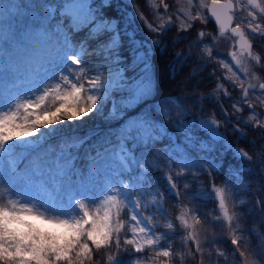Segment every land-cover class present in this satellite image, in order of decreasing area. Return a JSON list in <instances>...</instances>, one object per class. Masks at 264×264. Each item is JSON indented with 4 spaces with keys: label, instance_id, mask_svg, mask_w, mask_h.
I'll return each instance as SVG.
<instances>
[{
    "label": "snow or ice",
    "instance_id": "obj_1",
    "mask_svg": "<svg viewBox=\"0 0 264 264\" xmlns=\"http://www.w3.org/2000/svg\"><path fill=\"white\" fill-rule=\"evenodd\" d=\"M188 2L193 4V0ZM128 3L132 5L133 0ZM160 3L167 12L168 4L164 0ZM247 3L264 16V6L258 0ZM111 6V0H39L25 9L23 19H18L20 4L12 0L0 3V264H93L101 252H106L107 264H121L120 257L125 253L155 249L163 236L155 231L159 225L154 217L164 214L166 193L148 173L158 170L161 160L165 162L167 195L177 199L187 195L178 190L181 177L190 173L195 179L207 174L211 193L232 231L237 214L230 215L227 207L235 187L231 181L234 178L243 183L241 173L248 169H236L232 161L209 155L224 139L219 131L222 122L214 114L210 119H186L187 112L176 97L169 95L166 101L176 103L180 109V118L171 121L168 111L161 112L160 102L154 99L159 82L153 48L159 50L160 38L172 25V19L165 21L157 15L160 23L154 26L139 16L158 36L149 44L137 39L135 32L121 29L118 20L105 12ZM204 7L223 35L233 21L232 0H210V4L200 0L199 5H194L195 16L189 14L190 20L203 21L205 14L199 9ZM13 8L17 10L15 15ZM190 20H182L179 30L188 31L192 27ZM231 34L237 38L241 56L246 53L253 67L264 66L262 56L253 54L249 38V34L264 37V21L258 22L257 15L248 12L231 28ZM208 36L205 31L198 33L201 40ZM211 40L214 42L216 37ZM205 50L208 59L203 63L207 64L215 58L207 44ZM190 55L175 53L174 67L178 72ZM229 55L240 64L235 51ZM252 79H257L255 73ZM232 83L242 89V96L241 101L232 104L231 114L243 110L241 102L250 109L256 106L249 100L250 91L258 93L259 105L264 106V82L258 84V89L254 83L244 87L239 77ZM223 87L221 83L216 85L217 89ZM223 111L225 117L230 115L226 109ZM93 115L101 116L107 127H98L91 136L76 140L65 138L58 146L49 143L66 122L72 124ZM169 121L180 133L179 142L168 132ZM237 121L233 130L243 136L239 117ZM244 123L264 129V119L256 114ZM203 131L210 134V141L201 138ZM92 136L96 139L88 144ZM157 143L162 147L156 148ZM85 144L89 150L81 159L79 149ZM222 147L231 152L233 161H253V156L243 149H233L230 144ZM193 150L201 153L199 159L191 157ZM222 169L223 186H217L213 173ZM260 172L264 174V160ZM146 193L152 195L156 207L147 216ZM210 198V193L199 190L192 194V199ZM256 206L264 219V199L258 198ZM125 209L127 220L121 217ZM187 215L185 207L177 217L181 226L189 229L185 244L195 245V251L186 255L201 254L203 264L204 246L185 218ZM192 219L200 223L195 215ZM30 221H40L63 232L42 231ZM164 227L175 229L172 222ZM231 245L233 256H239L237 264H264V247L254 249L247 237L232 234ZM184 255L175 252L171 244L156 251V257L166 258L161 264H169L174 256H180L183 264ZM216 255L225 253L217 251Z\"/></svg>",
    "mask_w": 264,
    "mask_h": 264
},
{
    "label": "trees",
    "instance_id": "obj_2",
    "mask_svg": "<svg viewBox=\"0 0 264 264\" xmlns=\"http://www.w3.org/2000/svg\"><path fill=\"white\" fill-rule=\"evenodd\" d=\"M139 4H142V0H136ZM8 0H0V3H7ZM13 3H18L21 5L19 11L20 16L18 19L24 18V12L30 4H36L39 0H12ZM122 0H111L112 6L110 8L105 9V12L110 17H117L119 22V27L121 29L133 28L136 31V38L142 40V33L139 29L133 24V20L131 18L128 19L126 11L121 5ZM13 14L15 15L16 9L13 8ZM139 31V32H138ZM125 40V47L127 45V38L123 37ZM171 49V48H170ZM171 52V53H170ZM207 60L205 57V53L201 51H196L193 53V59L190 62H187L184 65L182 71H176L175 74L172 75V66H174L175 62H172V51L162 52L159 57L153 56V64L154 70L159 82V87L155 96V100L160 102V110L163 112V109H166L171 117V121H176L178 112L180 109L176 107L175 104L166 101V97L172 95L177 98V103L182 106H187V108L192 112L194 116H213L222 122V126L220 127L226 134L228 141L231 145L243 149L247 151L250 155L253 156V161L249 162L244 159L240 160H232L231 152H228L226 149L222 153L216 150L209 155L216 156L217 159H224L227 161H232L233 167L238 169L243 167L248 169V171L243 172L246 173L250 178V183L247 188H243L241 190L242 193L246 194L249 197V201L238 204L237 202L233 204L230 208L231 213H236V217L234 218V225H236V233L242 232L243 235L246 234L250 236L249 242L254 247V249L259 250L264 247V219H262V214L257 210L256 200L264 199V174L260 172V164L261 161L264 160V156H260V153L264 152V129L253 128L251 124H245L239 122V127L241 131L244 133L243 136L240 135L239 132H235L233 128H228L225 126V118L224 111L221 112V109H227L230 113V117H232L233 111L227 106V101L224 98H221V104L216 103L212 99V94L214 92V82L217 80V76L219 75L218 71H212L215 67L213 62L204 64L203 61ZM264 65V63H263ZM175 68V67H174ZM264 79V66L256 67ZM218 70L217 68H214ZM191 73V75H190ZM228 89L231 92H235L230 86ZM235 96H238L237 93H233ZM199 97V99H197ZM259 106V105H257ZM183 108V107H182ZM202 108V111H201ZM168 125V132L170 134L175 133L177 136V140L179 142L180 136L179 132H177L172 126L171 122H166ZM238 123V121H237ZM254 123V121H253ZM93 130H96L98 127H93ZM101 129V128H100ZM85 129L76 128V129H67L64 134V138H72L73 140L83 138L85 133ZM201 137L206 136V132L203 131L200 133ZM60 135H55L49 140V143L53 145H59L61 143ZM165 142H167V138H165ZM156 148L162 147L160 143L155 145ZM192 158L199 159L201 153L193 150L190 152ZM151 159V157H149ZM164 161L161 160L159 169H153L148 175L152 177L163 189L166 193L165 203L166 207L171 214V218L173 220L172 223L175 225V229L172 231L167 230L164 225L167 223L166 220L162 216L156 215L154 217L155 221L158 223L159 227L156 229L166 236V241L172 245V248L177 253H184L183 256V264H200L201 262V254H195L193 256L186 255L189 251H195V245L191 242L185 244L184 237L187 235L189 229H185L181 226L180 221L177 219L178 216L181 215L182 209L188 211V215L185 217L189 222L193 223L194 230H204L208 233V235L214 239L215 241L219 240L222 236H227L224 233V227L222 224L223 219L218 216V212L210 205V201L214 200V193H211V188L209 184L210 178L207 174H201L195 179H193L190 173L180 178L179 183V191L187 193V195L181 196L177 199L174 195H167L168 185L164 174ZM173 169L175 170V165H173ZM216 176V184L220 186L223 183V169L220 173H213ZM185 184H187V188H185ZM260 187L261 190L257 191V187ZM203 191L205 193H210V199H192V194L196 191ZM145 199L148 204V214L154 212L151 201L147 197V193L145 194ZM102 212V209H101ZM127 212L124 211L121 213L122 219L127 220L128 216ZM147 214V215H148ZM200 221V223H195L192 219V216ZM37 226V225H36ZM39 227V226H37ZM42 231H50L47 229H42ZM57 234L63 232L55 231ZM130 236L131 234L128 233ZM217 249L219 247H214V254L217 253ZM207 252L203 250L202 259L203 264H218L214 259H210L211 250L205 249ZM157 249H146V257L149 258L156 254ZM134 255L135 253H125L120 257L121 264H134ZM93 264H107V254L106 252H101L96 255ZM171 264H181V257L174 256L171 259Z\"/></svg>",
    "mask_w": 264,
    "mask_h": 264
},
{
    "label": "rangeland",
    "instance_id": "obj_3",
    "mask_svg": "<svg viewBox=\"0 0 264 264\" xmlns=\"http://www.w3.org/2000/svg\"><path fill=\"white\" fill-rule=\"evenodd\" d=\"M98 1V0H97ZM126 2H128V0H125ZM180 1H185V0H180ZM205 3V2H204ZM184 4H185V2H184ZM200 4V0H193V4H189V2H188V5L186 6V7H182V10H185V11H183L185 14H186V10H189V11H192V8H193V10H195L194 12H195V14H196V9L194 8V5H199ZM189 7H192V8H189ZM200 11H202L203 10V8L202 9H199ZM191 12H188V14H190ZM191 15L193 16V13H191ZM230 52H233V51H229V53ZM229 53H227L228 54V60L226 61V60H223V63L225 64V65H227L226 67H225V69H226V72L224 73V81L223 80H220V81H218L217 83H221V84H223L224 85V87L223 88H220V89H217L216 87H215V92H214V94H213V96L216 98L215 99V101L217 102V100L219 99V97L221 96V95H223V94H225V82H229V83H231L232 85H234L233 83H232V81L233 80H236V78L237 77H239L240 78V80H242L243 81V83H244V80H245V83H244V87H248V85L250 84V83H253V79H252V74L254 73L253 71H252V65H251V62L250 61H248V60H245V59H243L242 57H241V54L240 53H238V52H236L237 53V58L238 59H240V64H237L236 63V61H234V60H232V58H231V56L229 55ZM246 70H247V74H246ZM233 73H235V75H233ZM227 78V79H226ZM254 84H256V87H257V83H254ZM217 85V84H216ZM238 90H240V88L238 87ZM241 95H242V93H241ZM228 96V95H227ZM226 96V97H227ZM258 93H256V94H254V93H252L251 91H250V95H249V100H251V101H253V102H256V103H259V100H258ZM229 102H230V100L229 99H227ZM240 99L239 98H237L233 103H236V102H238ZM232 103V104H233ZM244 104V103H243ZM245 105H247V104H245ZM231 107V106H230ZM264 107V106H263ZM232 108V107H231ZM186 111V110H185ZM107 113H108V108H105L104 109V115H107ZM253 114H256V116H257V118H259V119H264V115L263 114H261V112H260V110H258V108H256V107H254L253 109H250L249 108V110H246V112H245V114H244V116H243V118H242V121L244 122L245 120H247L249 117H251V116H253ZM180 117H178V119H179ZM191 118H193V116H191V117H189V118H186V119H191ZM199 118H203V119H210V118H206V117H199ZM228 120H229V118H228ZM91 121H93V122H97V123H99V124H101V125H106L105 124V122H104V120H103V118L101 117V116H99V115H93V116H88V117H84L82 120H80V121H73L72 122V124H83V123H85V126H89L90 124H91ZM68 124H67V122L65 123V126H63V127H66ZM63 127H59V129L60 128H63ZM219 131L223 134V137H224V139L222 140V141H220V144H219V146H218V148L220 149V150H222L223 149V147H222V145H228L229 144V142L227 141V139H226V137H225V135H224V133L219 129ZM179 135H180V133H179ZM210 135V134H209ZM211 138V137H210ZM96 139V137L94 138V139H92V140H90V141H88V144H91L92 143V141L93 140H95ZM88 144H85L82 148H80L79 149V154H80V157L82 156V157H84V155L88 152ZM234 148V147H233ZM234 149H236V148H234ZM73 151L75 152L76 151V149H73ZM241 181L243 182V183H240V182H237L234 178L232 179V181H231V183L233 184V185H239V186H241V185H244V184H248V181H247V179L242 175V173H241ZM159 186V185H158ZM223 186V185H222ZM160 187V186H159ZM161 188V187H160ZM233 191H234V189H232ZM149 195H150V197H151V199H152V195L149 193ZM246 197L243 195V194H238L237 195V201L238 202H244V201H246ZM213 203H214V201H213ZM210 205H212V203L210 202L209 203ZM230 204H231V202L229 203H227V207H228V209L230 208ZM153 206H154V210L156 211V207H155V205L153 204ZM213 207H214V209L216 210V211H218L219 213H220V216L223 218V214H222V212L220 211V209H219V206H218V202L216 203V206H215V204H213L212 205ZM163 209H164V214L162 215L163 217H165L166 218V220L168 221V222H172V219H171V216H170V214H169V212H168V209L166 208V205H165V201H164V203H163ZM145 214V213H144ZM229 214H230V210H229ZM231 215V214H230ZM33 222H35V223H37V224H39V225H41V226H44V227H47V228H49V229H54L53 228V226L52 225H49V224H41V222L40 221H33ZM145 223H147V221H145ZM226 225H227V227H228V222L226 221ZM232 230H234V228H235V226L232 224ZM59 228H55L54 230H58ZM155 231H156V229H155ZM158 234H160L158 231H156ZM164 239V236H163V238H162V240ZM205 243H207V240H205ZM169 244L166 242V241H161L160 240V242H159V244L156 246V247H158L159 249L160 248H163V247H167ZM221 246H222V248H223V252L225 253V256H221L220 257V259H219V261L221 260L222 262H226V263H228V262H231V263H237V261L239 260V256H238V254H236L235 256H233V252H234V246H232L231 245V241L230 242H226V243H221L220 244ZM213 258H215V255H213ZM166 258H164V257H154L153 259H144V257H143V255L142 254H140V253H136V255H135V264H137V262H139V264H161V262L162 261H164Z\"/></svg>",
    "mask_w": 264,
    "mask_h": 264
},
{
    "label": "flooded vegetation",
    "instance_id": "obj_4",
    "mask_svg": "<svg viewBox=\"0 0 264 264\" xmlns=\"http://www.w3.org/2000/svg\"><path fill=\"white\" fill-rule=\"evenodd\" d=\"M168 1V15L166 17L163 16V14L166 15V12L163 10L161 11L163 14L158 13V11L163 8V5L160 3V0H152L149 5V11L151 14V11L153 14H155V17H147L145 12H141V15L144 16L145 20L148 23H152L154 26L157 23H160V21H153L154 18H157V15H162L164 20H168L169 18L172 19L173 23L171 26H168L166 28V34H168L171 37L172 41V62H174L175 53L177 51V48L180 47V51L185 47V42H190L189 47L194 46L193 41L196 39V36L193 35L191 31H179L176 28V20L177 17H180L181 20L186 19L185 14L181 11H178V5L174 0H167ZM233 1V26H236V23H239L242 18H246L248 15V12H253L255 15H257L258 22L264 21V16H261L259 9H254L252 6H250L247 3V0H232ZM261 6H264V0H259L258 2ZM174 12V13H173ZM144 23V22H142ZM145 24V23H144ZM242 28H244V25H241ZM207 24L204 23V30H207ZM217 30H219L217 28ZM245 31L247 32V29L245 28ZM198 36V32L196 33ZM179 36V37H176ZM223 37H226L229 39L230 43H235L236 37L230 35L229 33H223ZM249 38L251 40L252 44V52L253 54H260L262 58H264V37L261 36H252L249 34ZM174 41H178L177 43H173ZM185 41V42H183ZM205 44L208 45V42L202 41V46L205 48ZM238 49V48H236ZM241 52V49H238ZM189 51H192V49H189ZM189 54V53H188ZM191 57V55H190ZM173 75V74H172Z\"/></svg>",
    "mask_w": 264,
    "mask_h": 264
},
{
    "label": "bare ground",
    "instance_id": "obj_5",
    "mask_svg": "<svg viewBox=\"0 0 264 264\" xmlns=\"http://www.w3.org/2000/svg\"><path fill=\"white\" fill-rule=\"evenodd\" d=\"M231 237H232V235H229V236H222L221 238H220V240H221V243H226V242H230L231 241Z\"/></svg>",
    "mask_w": 264,
    "mask_h": 264
},
{
    "label": "water",
    "instance_id": "obj_6",
    "mask_svg": "<svg viewBox=\"0 0 264 264\" xmlns=\"http://www.w3.org/2000/svg\"><path fill=\"white\" fill-rule=\"evenodd\" d=\"M210 14V13H209ZM211 16V15H210ZM214 18V17H213ZM215 19V18H214ZM225 30H231L230 29V24L227 25V28Z\"/></svg>",
    "mask_w": 264,
    "mask_h": 264
}]
</instances>
